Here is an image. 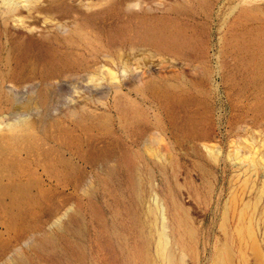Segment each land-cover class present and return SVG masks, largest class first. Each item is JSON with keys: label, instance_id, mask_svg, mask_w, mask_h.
<instances>
[{"label": "rangeland", "instance_id": "1", "mask_svg": "<svg viewBox=\"0 0 264 264\" xmlns=\"http://www.w3.org/2000/svg\"><path fill=\"white\" fill-rule=\"evenodd\" d=\"M263 33L264 0H0V264H264Z\"/></svg>", "mask_w": 264, "mask_h": 264}, {"label": "bare ground", "instance_id": "2", "mask_svg": "<svg viewBox=\"0 0 264 264\" xmlns=\"http://www.w3.org/2000/svg\"><path fill=\"white\" fill-rule=\"evenodd\" d=\"M264 34V33H263ZM263 42V41H262ZM263 56V55H262ZM29 103V102H28ZM174 110V109H173ZM179 110V109H178ZM175 126V125H174ZM190 130V129H189ZM192 134V133H191ZM135 135V134H134ZM136 136V135H135ZM119 140V139H118ZM152 140V139H151ZM157 141H159V140H157ZM149 142V141H148ZM93 151V150H92ZM99 153H101V152H99ZM162 153V152H161ZM93 154V153H92ZM89 157V156H88ZM159 159V158H158ZM155 197H156V195H155ZM156 200V199H155ZM45 205V204H44ZM162 205V204H161ZM157 206V205H156ZM157 208H158V206H157ZM54 209V208H53ZM44 211V210H43ZM51 211V210H50ZM58 211V210H57ZM58 213V212H57ZM55 214H56V212H55ZM75 216V215H74ZM54 217V216H53ZM57 217V216H56ZM152 218V217H151ZM23 219V218H22ZM40 219V218H39ZM38 219V220H39ZM43 219V218H42ZM42 219H40V221L39 222H41V220ZM22 221V220H21ZM46 221V220H45ZM38 223V222H37ZM35 224V223H34ZM156 224V223H155ZM33 225V224H32ZM38 226H40V225H38ZM33 227H34V225H33ZM37 227V226H36ZM64 227V226H63ZM42 229V228H41ZM28 231V230H27ZM35 231V230H34ZM61 231V230H60ZM36 232V231H35ZM32 234V233H31ZM40 234H41V232H40ZM21 236V235H20ZM23 238H24V236H22ZM22 237H21V239H22ZM167 240V239H166ZM196 241V240H195ZM253 242V241H252ZM251 242V244H252V246H254V248L252 247V250L254 249V250H256L255 249V244L256 243H252ZM18 244V243H17ZM30 244V243H29ZM166 244H167V241H166V243H165V239L160 235V238H159V242H158V246H159V248H160V250L161 251H164L165 252V261L168 263V264H171L172 263V260H173V258H172V255H171V249H170V254H169V249H167L165 246H166ZM254 244V245H253ZM228 245V244H227ZM33 246V245H32ZM176 246V245H175ZM221 251V250H220ZM219 251V252H220ZM222 252V251H221ZM255 252V251H254ZM31 253V252H30ZM161 254H162V252H160ZM218 254V253H217ZM34 255H36V254H34ZM221 255V254H220ZM163 255H161V258H162V260H164L163 259V257H162ZM218 255H216V257H217ZM220 257V256H219ZM217 259V258H216ZM224 260V259H223ZM163 262V261H162ZM216 262V261H215ZM217 262H218V260H217ZM216 262V263H217ZM215 263V264H216ZM219 264V263H218Z\"/></svg>", "mask_w": 264, "mask_h": 264}]
</instances>
